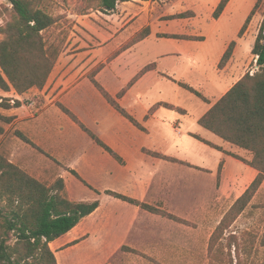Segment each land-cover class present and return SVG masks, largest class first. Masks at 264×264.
Returning <instances> with one entry per match:
<instances>
[{"label":"rangeland","instance_id":"1","mask_svg":"<svg viewBox=\"0 0 264 264\" xmlns=\"http://www.w3.org/2000/svg\"><path fill=\"white\" fill-rule=\"evenodd\" d=\"M219 1L134 0L119 2L114 11L108 12L100 6L98 0H39V3L57 20L44 33L49 44H62L57 62L65 56L67 49H131L138 44L134 49H141L139 55L143 61L147 60L151 50L175 52L172 57L164 60L165 63L174 65L175 69L165 72L180 80L170 78L179 85L180 82L191 85L209 101L181 85L180 91L174 90L175 82L163 78L152 91H136V96L130 98L128 104L139 114L146 113L159 101H167L186 109L185 114L166 108H162V111L180 117L179 126L183 135L168 128L167 136L174 142L184 141L181 154L194 162V155L198 153L201 143L194 135H202L208 131L199 124L198 118L209 103L213 102L214 91L207 77L213 76L219 68L220 56L229 43L236 40L235 49L239 47L240 54L246 61L243 69L239 71L237 68L243 62L239 60L236 63V78L246 72L253 74L259 68L252 48L264 18V0H230L220 18L215 19L213 12ZM255 6L251 22L244 34L238 37L239 30ZM180 13H187V16L173 18V15ZM13 18L12 5L6 0H0V27H4ZM147 27L152 35L142 40L143 42L131 45L133 38ZM166 33L202 37V40L164 37ZM3 38L4 34L0 32V40ZM107 62L108 59L102 63ZM109 78L113 79L111 72L102 76L101 82L111 92L117 87ZM79 90L91 107L106 114L101 102L104 101L108 107L110 105L88 78L82 82ZM0 95V102L7 98L12 104L19 100L26 105L30 104L31 99L40 97L31 92V98L24 97L21 100L14 89H0ZM38 104L36 101L35 106ZM16 108H0V154L47 185L53 184L60 176L63 177L66 182V195L72 200L100 201L98 210L85 217L72 232L52 242L51 247L58 264H264L262 228L258 231L253 227L247 229V226L235 224L237 219L224 230L210 249L211 236L231 207L224 202H218L221 204L218 207L221 212L214 215L212 220H209L208 214L201 212L203 207L209 206V197L197 195V188L206 187V191L210 192L216 184L201 168L169 161V168H163L164 173L169 176V182L163 200H160L162 202L157 203L159 208L175 215L179 220L149 212L106 192L112 190L140 199L139 193H143L144 189L124 170L126 164L119 162L90 135L80 130L62 110L59 109L61 118L67 130L79 138L80 147L74 154L60 157L58 150L28 143L18 135L20 130L14 114ZM74 111L80 112L79 109ZM82 116L85 123L89 124L88 127L97 133L98 128L94 123ZM67 120L81 134L77 135L66 123ZM136 142L138 145L163 147L157 133L147 134L141 131ZM119 152L130 162L133 161L139 170L147 172L152 166V157L140 150L133 148ZM70 169H75L83 181ZM195 177L200 178L201 182H196ZM201 224L202 234L196 242L193 235L195 228ZM158 227L165 229L162 231L164 239L146 234Z\"/></svg>","mask_w":264,"mask_h":264},{"label":"trees","instance_id":"2","mask_svg":"<svg viewBox=\"0 0 264 264\" xmlns=\"http://www.w3.org/2000/svg\"><path fill=\"white\" fill-rule=\"evenodd\" d=\"M6 1L12 5L14 18L8 21L4 27H0V32L4 34V38L0 40V89L3 91L14 89L18 94H23L34 87L43 89L62 49L60 42L49 44L44 36V33L56 24V17L40 6L39 0ZM98 1L100 6L108 12L114 11L119 2L134 0ZM229 2L230 0L219 1L213 12L215 19L220 18ZM256 6L239 30L238 37H241L246 31ZM173 16V18L185 17L187 13ZM150 34L148 27L143 29L133 38L131 45L146 39ZM163 36L202 40V37H187V35L180 34L166 33ZM236 44V40L229 43L219 62L220 69H223L232 58ZM123 50L125 49L116 50L110 55L108 62ZM252 54L255 56L258 70L253 74L246 72L199 120L203 127L224 140L253 151L255 155L252 161L235 156L259 171L256 179L231 206L215 229L211 236L210 249L224 230L248 206L264 180V18L256 36ZM105 65L106 63L97 65L88 74L89 79L119 113L138 128L146 130L145 126L121 104L120 98L142 74L154 68L155 65L145 66L117 95L111 94L96 77ZM180 85L203 100L209 101L206 96L191 85L183 82H180ZM20 105L21 101L17 100L12 104L7 98L0 102V108L4 109ZM57 105L98 145L119 162L124 163V158L82 122L70 108L61 102H58ZM159 106L175 109L182 113L186 112L181 107L160 102L151 107L146 118H149ZM18 135L26 142L35 145L24 133L18 131ZM194 137L211 147L223 150L222 147L199 135H194ZM143 151L168 161L190 164L155 150L144 148ZM70 170L83 181L75 169ZM106 192L149 212L179 220L178 217L166 210L137 198L112 190H106ZM99 206V200L77 201L70 199L66 195V182L63 177L60 176L53 184L47 185L0 154V264H58L51 243L69 233L85 217L94 213Z\"/></svg>","mask_w":264,"mask_h":264},{"label":"crops","instance_id":"3","mask_svg":"<svg viewBox=\"0 0 264 264\" xmlns=\"http://www.w3.org/2000/svg\"><path fill=\"white\" fill-rule=\"evenodd\" d=\"M151 35L152 34L149 36ZM136 46L131 49L121 51L115 58L106 63L105 67L97 74L96 77L101 82L102 76L111 72L113 79H109L113 82V85H116L117 88L112 90L110 93L117 95V93L127 86V84L145 66L149 64L155 65L154 68H151L142 74L141 77L127 90L124 96L120 98L121 104L126 107L128 111L131 113L133 112L134 116H137L135 117L145 126L146 130H142L134 125L131 121L119 113L109 102L108 104L111 108L106 106L104 101L101 102L106 112V114H102L99 110L91 107L86 102V98L80 94L81 91L79 89L82 86V82H84L87 78L89 79V72L100 63L106 62L109 56L118 49H67L65 56L61 57V59L57 62L55 69L52 71L43 89L32 88L30 89V92L27 91L23 94H19L21 100H23L22 98L24 97L31 98V92L40 95L38 99H31L32 101L29 102L30 104L28 103L29 105L24 104L22 101L21 105L15 109L16 111H14V114L17 116L16 120L19 130L29 137L35 144H37V146L58 150L59 156L72 155V153L74 154L79 150L80 140L67 130L64 120L61 118V113L59 112V109L61 110V108L56 104L57 102H61L70 108L82 120V122L85 123L82 115H84L86 119L88 118L92 121L95 127L98 128V136L124 158L123 164H126V169L124 170L130 174L131 178H134V181L139 182L140 187L144 189L143 193H139L140 199L138 198L143 202L160 207L158 206V203L162 202L160 200H163V195L168 185L167 182H169V179L167 178L168 175L164 173V169H168L169 164L171 163L168 160L145 153L143 151L144 148L161 152L182 161H187L188 163L207 172L210 178L213 181H216L215 188L210 189L209 192V190L206 191V187L201 189L198 185L199 189L197 188L196 193L197 195H202V197H209V206L203 207L201 212L203 214H208L210 216L209 220H212L214 219V215L221 212V208H218L221 204H218V202H224L227 205L229 204L230 208L236 200L242 196L259 174V171L255 167L240 158H237L235 155L248 161H252L255 154L249 149L224 140L222 137L204 127L208 131L202 135H198L222 147L223 150L211 147L196 138L203 145L199 143V151L194 155V162H191L189 158H184L181 154L185 145L184 141H182V143L180 141L174 142L169 135L167 136L168 128H173L176 133L183 135L179 126L181 119L178 115H171L162 111V108L174 111L178 110L170 109L165 106H159L149 118H146V115L152 106L160 102H170H156L146 113L141 114L136 113L130 106L131 104H128V100L130 98H134L136 96L135 92L139 89V91H152L157 88V84H160L163 81V78H167L169 80H172L170 78L175 79L174 76L165 72L175 69L174 65L171 66L164 62L166 58L172 57L175 52L169 50H151L150 53H148L149 55L146 58L147 60L143 61L142 57L139 55L141 49H134ZM223 54L220 56V59ZM239 60L243 63H240L241 66L240 68H237L238 71L243 69V64H246V61L245 57L240 54L239 47H237L227 65L223 69L217 68L213 76L210 75L207 77L212 86V90L214 91L213 102L209 103L205 112H203V114L198 118V122L200 118L210 109V107L245 74L243 73L238 78L234 76L236 73V63H238ZM175 80L180 81L178 79ZM172 81L175 82L173 89L180 91L181 86L176 81ZM90 82L92 83L91 80ZM36 101H38L39 104L35 106ZM173 105L179 107L175 104ZM29 106L34 107L31 108ZM75 109H79L80 112H75ZM66 123L71 126L70 128H73V131L77 132V135L81 134L77 131L75 125L69 123L68 120ZM74 123L80 128V130H82L76 122ZM92 131L95 132L94 130ZM141 131L146 132L147 134L157 133L159 139L162 141L163 147L158 145H138L136 140L141 135ZM175 145L176 148H173ZM133 148L134 150H140L144 154L152 157L150 158L152 166L149 170H147V172L139 170L133 161L130 162L126 156H123L119 152L120 150L130 151V149ZM207 154L208 157L206 156ZM159 168L162 169L159 170ZM194 180L199 182L200 178L195 177ZM207 194L209 195L206 196ZM236 223H239L240 226H247V229H250V227L256 228L257 231L260 230L259 228H262V233L264 232V180L259 190L253 196L251 202L235 221V224ZM251 224L253 226H249ZM163 230L165 229L158 227L157 229L147 231L146 234L162 240L165 238L164 233H162ZM195 230L193 239L197 242L202 234V224L195 228Z\"/></svg>","mask_w":264,"mask_h":264}]
</instances>
